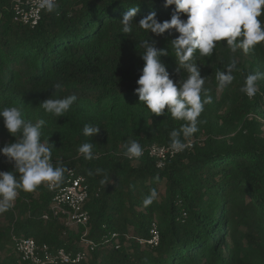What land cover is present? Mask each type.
<instances>
[{
    "label": "trees",
    "instance_id": "obj_1",
    "mask_svg": "<svg viewBox=\"0 0 264 264\" xmlns=\"http://www.w3.org/2000/svg\"><path fill=\"white\" fill-rule=\"evenodd\" d=\"M56 5L31 26L16 19L12 0H0V110L15 106L26 120L46 121L41 140L52 147L53 164L65 168L58 186L70 169L86 178L90 220L69 227L63 217L53 216L55 192L47 182L31 192L19 190L4 211L8 225L0 224V264H27L15 236L83 252L74 264H264V127L250 117L264 118V79L253 98L241 91L249 73L264 72V42L248 53H233L220 41L212 54H194L211 103L198 118V131L185 141L192 145L159 166L147 149L129 158L125 145L133 140L143 149L170 145L171 131L185 123L171 113L152 114L135 91L145 39L168 49L162 60L174 80L188 76L183 69L177 72L171 41L179 33L150 36L138 25L153 11L160 22L170 20L175 5L165 7L164 0H60ZM129 7L139 11L132 32L124 34L120 20ZM233 62L234 80L220 88L216 75L227 74ZM56 83L59 90L53 89ZM72 94L77 101L64 116L40 106ZM86 124L101 131L86 137ZM15 139L0 116V148ZM85 142L93 144V160L78 153ZM0 155L1 171L12 170ZM153 189L158 195L145 205ZM154 229L158 241L149 242Z\"/></svg>",
    "mask_w": 264,
    "mask_h": 264
},
{
    "label": "clouds",
    "instance_id": "obj_2",
    "mask_svg": "<svg viewBox=\"0 0 264 264\" xmlns=\"http://www.w3.org/2000/svg\"><path fill=\"white\" fill-rule=\"evenodd\" d=\"M175 5L170 20L160 22L155 11L150 12L139 21V27L145 32L161 36L175 30L179 35L171 41L175 51V59L180 69L188 73L186 79L174 80L168 71V66L162 57L168 56V49H158L156 41L145 39L141 42L144 49L142 74L137 80L139 87L135 89L139 101L157 116L171 113L176 120L185 123L179 129L170 133L171 147L180 151L189 145L185 142L198 131V118L204 111V106L211 103L208 89L204 87L205 77H202L200 67L194 59V54L208 56L213 53L217 42L226 41L233 53L243 50L248 53L256 45L264 42V0H164V6ZM39 7L48 12L56 9V0H41ZM139 7H129L120 20L121 32H132L133 21ZM186 14L187 19H182ZM233 62L225 71L218 72L216 79L219 87L224 88L234 80ZM264 79V72L256 70L245 78L241 91L249 98L258 91V81ZM61 88L60 83L54 85L55 90ZM203 94V98H202ZM77 101L75 94L63 98H48L40 106L47 113L57 117L64 116ZM8 132L14 136L15 142L0 148V154L13 165L9 171H0V212L8 210L15 201L18 191H34L38 186L47 182L49 185L62 181L65 168L59 163L52 162V147L42 142V128L46 121L40 119L33 123L26 120L18 107H5L0 110ZM101 129L91 124L83 128V135L92 137L99 134ZM54 134V133H53ZM183 136V140L181 139ZM125 155L129 158H139L143 148L137 141L125 145ZM78 153L86 160L95 158L92 143H82ZM97 169V173H101ZM91 175V173H90ZM101 183H105L102 180ZM158 193L153 189L144 200L150 205Z\"/></svg>",
    "mask_w": 264,
    "mask_h": 264
},
{
    "label": "built area",
    "instance_id": "obj_3",
    "mask_svg": "<svg viewBox=\"0 0 264 264\" xmlns=\"http://www.w3.org/2000/svg\"><path fill=\"white\" fill-rule=\"evenodd\" d=\"M59 1L56 0V2ZM12 2L17 20L31 26L39 23L44 11V9L39 7L41 0H12ZM261 101L262 108L264 109V94H262ZM251 116L258 117L264 125V118L254 114H250ZM187 144L191 146L192 142L188 141ZM146 149L152 157L157 158L159 166L164 165L168 157H172L181 151L174 150L171 144H153L143 149V153ZM133 158L135 159V157ZM1 168L2 161L0 155V171ZM68 173L70 176L62 186H58V183L48 184L49 188L55 192L50 206V213L55 217H63L65 224L69 227H74L78 224L87 225L90 220V213L85 208L89 193L87 180L83 175L75 174L72 169ZM48 217L49 214L44 215L45 219H48ZM152 233L153 237L149 242L158 241V232L154 229ZM14 240L20 259L27 264H74L84 258V253L81 251L73 253L67 251L65 248L54 250L47 244L38 245L35 239L31 237L19 238L15 236ZM83 240L88 244L94 245L90 240L84 238Z\"/></svg>",
    "mask_w": 264,
    "mask_h": 264
},
{
    "label": "rangeland",
    "instance_id": "obj_4",
    "mask_svg": "<svg viewBox=\"0 0 264 264\" xmlns=\"http://www.w3.org/2000/svg\"><path fill=\"white\" fill-rule=\"evenodd\" d=\"M264 127V125H263ZM0 224L1 225H8V218L5 215L4 211L0 212Z\"/></svg>",
    "mask_w": 264,
    "mask_h": 264
}]
</instances>
